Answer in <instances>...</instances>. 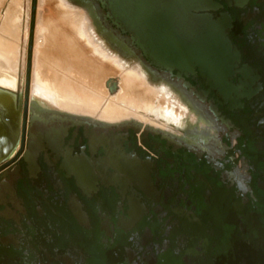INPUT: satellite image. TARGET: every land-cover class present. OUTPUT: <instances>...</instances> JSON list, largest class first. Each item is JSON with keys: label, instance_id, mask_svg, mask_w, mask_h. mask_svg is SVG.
Returning <instances> with one entry per match:
<instances>
[{"label": "flooded vegetation", "instance_id": "1", "mask_svg": "<svg viewBox=\"0 0 264 264\" xmlns=\"http://www.w3.org/2000/svg\"><path fill=\"white\" fill-rule=\"evenodd\" d=\"M79 1L175 91L151 83L168 122L41 108L19 76L0 87L19 110L0 161V264H264V0L206 11L230 42L225 78L151 64L97 1Z\"/></svg>", "mask_w": 264, "mask_h": 264}, {"label": "rangeland", "instance_id": "2", "mask_svg": "<svg viewBox=\"0 0 264 264\" xmlns=\"http://www.w3.org/2000/svg\"><path fill=\"white\" fill-rule=\"evenodd\" d=\"M69 1L71 2L72 6L78 7L87 14V18L91 23L88 28H94L95 32L99 35L102 40L101 47L103 50H105V48L107 47V50L112 51L116 55L122 54L114 48L113 44H115L118 48L123 49L128 53L131 58L125 55L123 56L122 54V58L123 60H125L124 63L126 64V66H128L126 70H138L142 74L141 76L147 82L152 83L157 87H162L175 92L166 83L152 82L149 79L148 73L140 64V62L136 61V59H133L132 55L126 50V48L121 47L116 41L115 37H113L110 33H107L103 29V26L99 23L98 16L96 15L90 3H84L79 0ZM51 3L52 1L50 2V0H0V46L1 49H3V51L7 53V56L14 60L13 66L6 70L8 74L14 76V83L13 85L7 83V85L16 88L18 76L19 78L22 77V79L27 82L28 95L30 96L31 101L37 106L40 105L41 108H50L45 106V100H43V97L45 96H39L33 91L32 83L35 70L34 64L35 61H38L40 59V63L42 66L41 68L45 70L44 72L45 74H47L46 76L48 78L61 79L64 77L65 79L66 77L78 88L80 92H82L83 90L85 91L86 95L94 94L96 96V99L102 101L103 103L112 104L113 106L124 110L126 112V115L123 117L131 115L128 118H136L143 122H149L165 127L168 121L160 117L161 115H163V111H161V114L154 112L152 113V109L154 107L159 110H164L165 103H163V97L161 96L160 98H158V93H154V91L152 93L151 91L150 95H142L143 98H138L137 95L136 98L131 97L129 100L127 99L128 101H130L129 103H127L125 100L120 101L118 99V96L120 95L123 85L122 75L118 72H113L115 70L114 67H112L113 70L112 68L110 70L109 66H107L110 65L109 62H107L108 64H105L106 67H101L103 66V63L99 62L100 65H102L97 67L99 63L93 62L91 60L92 56L89 55V51H91L92 49L91 46L87 45L85 43V38H81L78 33V36H76V33V35L73 33L74 36H76L74 38L71 34V30H68L70 35H68V31L66 32V30H62L61 27L66 28L67 25L63 20H59V18H57V15H55L56 12L54 13L55 10H53L52 8V6H54L55 4ZM46 20H50L51 22H48L46 25ZM57 21H60L59 25L61 27H56V23H58ZM98 28L101 29L103 34ZM81 43H83L82 47L80 46ZM87 48H89L88 51H86ZM86 52H88V55L86 54ZM66 55L67 57H65ZM80 56L83 57L81 58ZM114 58L118 59L117 56H115ZM91 63L98 64H95V68V65L93 66ZM92 67L94 70H96H92ZM97 68L100 69L98 72ZM70 69H72L71 72H69ZM110 78L114 79L117 82V88L114 92H111L109 90L107 84V81L110 80ZM91 81L97 83V85L91 84ZM140 90H142V88H136V93H141L142 91ZM38 94L43 95V93L41 92H39ZM54 99L55 98H53V100ZM133 102L137 103L134 104ZM175 107L176 106H174L173 109H175ZM55 109L89 114L82 111H70L62 108ZM141 110L145 112H142ZM153 114H158V116ZM89 115L97 116L101 119H106L96 114Z\"/></svg>", "mask_w": 264, "mask_h": 264}, {"label": "water", "instance_id": "3", "mask_svg": "<svg viewBox=\"0 0 264 264\" xmlns=\"http://www.w3.org/2000/svg\"><path fill=\"white\" fill-rule=\"evenodd\" d=\"M105 19L129 34L131 43L151 64L178 74L195 68L205 77H227L231 70L230 42L223 26L206 13L213 0H95ZM109 90L116 89L111 82ZM4 92V93H1ZM19 134V110L12 92L0 89V161Z\"/></svg>", "mask_w": 264, "mask_h": 264}, {"label": "bare ground", "instance_id": "4", "mask_svg": "<svg viewBox=\"0 0 264 264\" xmlns=\"http://www.w3.org/2000/svg\"><path fill=\"white\" fill-rule=\"evenodd\" d=\"M51 1H52L51 4H53V3L55 4L54 6H52L53 10H55L54 13L56 12L55 15H57V18H59V20L61 19L64 21V23L67 25V26L65 25L66 28L67 27H69V28L66 29V28L61 27L59 25L60 21L59 22L57 21L58 23L53 22V23L57 24L56 27L59 26L62 28V30H66V32L68 30H71V34L73 35L74 38L76 36H78V34L81 38H85V43L87 45H90L92 48L91 51H89V53H90L89 55H91L92 57L95 56L94 58L91 57V60L93 62L103 63V66H101L102 64L100 65V63L99 64L98 63H94V64L91 63V64L93 66L95 64H98L97 67H99V66L106 67L105 64H108L107 62H109L110 65H107V66H109V69L111 70V68L114 67L115 70L113 72H118L122 75L123 85H122V90L120 92V95L118 96V99L120 101L125 100L127 103H129L130 101H128V100L131 97L136 98V96L138 95V98H139V97H142V95L143 96L144 95H150L151 91H152V93H153V91H154V93H157V91L152 86V84L147 82L141 76L142 74L138 70H135V69L129 70V71L126 70L128 66H126V64L123 62V60L121 61L117 58H114L116 56V54H114L112 51L107 50L106 49L107 47L105 48V50L102 49V47H101L102 40L93 28H88V25L90 22H88L87 14L83 10L79 9L78 7L72 6V4L69 0H50V2ZM48 22H51V21L46 20V25ZM62 24H63V22H62ZM68 33H69V31H68ZM73 33L74 34L78 33V34L77 35L75 34L76 36H74ZM68 35H70V33ZM74 42H75V40H74ZM82 45H83V43H81L80 46L82 47ZM89 48H87L86 51H88ZM87 53L88 52H86V54ZM65 57H67V55ZM80 60H82V59H80ZM94 60H96V61H94ZM70 63H72V62H70ZM13 64H14V60L11 59L10 57H8L7 53L4 52L0 46V87H3L5 89H9V88L11 89V87L9 85H7V83H10L13 85L15 78L13 75L8 74V72L6 70H8L10 67H12ZM41 67L42 66L40 63V59L38 61H35V64H34L35 70H34V75H33L32 86H33V91L35 94H37L39 96H45V97H43V100H45L46 104H49L53 107L55 106L56 108H62L65 110L82 111V112L89 113V114H96V115H99L100 117H103L106 119H118V118H121V117L126 115V112L124 110H121L120 108H117V107L113 106L112 104L103 103L102 101L96 99V96L94 94L86 95L85 91H83V90H82V92H80L78 90V88L70 80H68L66 77H65V79H64V77L61 79L48 78L46 76L47 74H45V72H44L45 70H43ZM94 67L96 68V65ZM72 68H73V66H72ZM89 69H90V67H89ZM71 70L72 69H70L69 72H71ZM92 70H94L93 67H92ZM99 70L100 69H98L97 72ZM110 70H108V71H110ZM112 70H113V68H112ZM14 75H15V73H14ZM98 76H100V75H98ZM93 81H91L90 83L93 85L94 84L97 85V83H94ZM114 82H116V81H114ZM116 85H117V82H116ZM116 88H117V86H116ZM136 88H140V89L142 88V90H140L142 92L136 93ZM39 92L43 93V95L38 94ZM1 93H4V92L1 91ZM91 95H94V96H91ZM53 98H55V99L53 100ZM51 101L54 103H52ZM133 103L136 104L137 102L136 103L133 102Z\"/></svg>", "mask_w": 264, "mask_h": 264}, {"label": "clouds", "instance_id": "5", "mask_svg": "<svg viewBox=\"0 0 264 264\" xmlns=\"http://www.w3.org/2000/svg\"><path fill=\"white\" fill-rule=\"evenodd\" d=\"M233 182L235 183L236 187L241 191V192H246L247 191V185L244 181V179L239 176V174H235L232 176Z\"/></svg>", "mask_w": 264, "mask_h": 264}, {"label": "crops", "instance_id": "6", "mask_svg": "<svg viewBox=\"0 0 264 264\" xmlns=\"http://www.w3.org/2000/svg\"><path fill=\"white\" fill-rule=\"evenodd\" d=\"M88 22H89V19H88ZM90 24H91V23H89V25H90ZM89 25H88V26H89ZM93 29H94V28H93Z\"/></svg>", "mask_w": 264, "mask_h": 264}]
</instances>
